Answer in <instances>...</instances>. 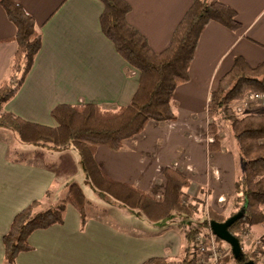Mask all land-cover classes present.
<instances>
[{
    "label": "crops",
    "instance_id": "0c3cea01",
    "mask_svg": "<svg viewBox=\"0 0 264 264\" xmlns=\"http://www.w3.org/2000/svg\"><path fill=\"white\" fill-rule=\"evenodd\" d=\"M1 1L0 84L10 75L18 49L14 40L17 29ZM6 1L31 15L42 34L41 51L18 94L6 105L7 112L29 123L55 128L52 113L60 105H96L113 111L131 103L140 76L103 34L100 18L104 6L100 1ZM125 1L132 8L128 22L156 53L169 47L194 2ZM218 1L237 12L242 29L233 32L218 23L206 28L190 67V81L174 95L177 120L151 121L141 135L126 141L121 151L100 146L94 159L114 182L133 186L157 200L166 189L164 171L171 168L190 181L187 193L200 213L199 208L206 204L218 217L229 219L237 210L235 187L244 164L225 120L221 149L210 150L208 105L212 92L237 58H243L251 68L264 63V0ZM231 107L238 116L264 114V106L248 98ZM18 143L16 134L0 129V264H7L4 239L21 212L35 204L44 206L59 187L66 188L61 202L69 185L81 186L80 178L91 183L76 150L28 146L32 152L26 156V148L17 147ZM59 156L66 160L63 164L57 161ZM60 202L54 200L47 207ZM91 208L87 207L84 222L82 213L68 204L62 223L32 232L29 249L20 252L14 264H145L153 259L178 262L183 258L185 240L175 224L147 221V231L139 232L121 228L91 213ZM248 234L254 245L259 241L264 245V225L249 229Z\"/></svg>",
    "mask_w": 264,
    "mask_h": 264
},
{
    "label": "trees",
    "instance_id": "16d2710c",
    "mask_svg": "<svg viewBox=\"0 0 264 264\" xmlns=\"http://www.w3.org/2000/svg\"><path fill=\"white\" fill-rule=\"evenodd\" d=\"M98 1L104 6L100 18L103 34L128 66L140 76L139 88L131 103L113 111L96 105H60L52 113L57 123L55 128L29 123L7 112L6 105L18 94L41 51L42 34L34 18L22 7L3 0L2 7L17 29L14 40L18 49L10 75L0 84V129L16 134L22 145L52 151L76 150L88 180L96 190L128 209L141 211L151 224L159 225L182 218L183 223L176 226L185 240L183 258L178 262L153 259L145 264H198L197 235L210 232L211 222L226 220L212 211L210 217L196 221L194 226L190 223L200 212L192 199L184 200L189 196L187 191L191 183L181 173L171 168L164 171L166 189L162 198L157 200L133 186L111 180L96 164L94 151L100 146L121 151L125 142L141 135L151 121H176L174 95L178 87L190 81V67L206 28L211 23H218L238 32L242 24L237 12L230 6L218 0H194L177 26L169 47L162 53H156L147 38L128 22V15L132 11L128 2ZM253 93L264 94V63L251 68L239 57L232 70L212 92L208 105V133L213 139L210 150L218 152L221 149L219 132L225 120L244 164L243 174L235 187V201L237 211L243 210L245 215L230 229L239 239L244 254L242 260H236L231 255L236 264L250 261L260 263L256 251L246 252L241 233L264 225V114L238 116L231 107ZM67 193L60 203L46 209H39L41 205L35 204L15 218L10 233L4 239L7 264H14L18 254L29 249L28 237L32 232L62 223L68 204L76 207L82 213L83 221H86L89 203L82 187L71 184Z\"/></svg>",
    "mask_w": 264,
    "mask_h": 264
},
{
    "label": "rangeland",
    "instance_id": "374dc122",
    "mask_svg": "<svg viewBox=\"0 0 264 264\" xmlns=\"http://www.w3.org/2000/svg\"><path fill=\"white\" fill-rule=\"evenodd\" d=\"M240 113L241 115L243 114L242 109L240 108ZM221 126H220V132L221 134L223 133V131H221ZM230 131V130H229ZM219 132V134H220ZM220 134V135H221ZM224 134V133H223ZM213 140L210 139V142H212ZM226 143H228V141H226ZM24 147L26 148V156H29L31 154V147L28 146H23L22 144L17 145V147ZM49 150V149H48ZM65 151V150H64ZM25 152V153H26ZM60 163H64L63 161H66L63 157L61 158V156L58 157V160ZM82 189L84 191V193L86 194L88 203H89V207L91 208V213L96 214L98 216H103L104 218H108L112 223H115L117 226L121 227V228H135L136 230H138L139 232H145L147 231V227L146 225L148 224L147 220H145V216L142 214L141 211L139 210H131L128 209L127 207H125L122 204H119L117 202H115L114 200H112L108 195L103 194L101 192H99L98 190H96L94 188V186L87 182V179H85V181H82V179H78ZM61 187H59L55 192H52V196L50 197V199L48 200L47 203L41 206H39V209H46L48 208V204L54 200H56V202H60L61 198H64L66 195V188L64 189H60ZM58 191V193H56ZM146 193V192H145ZM147 194V193H146ZM149 195V194H148ZM190 196V195H189ZM187 197L186 199H184L185 201H188L189 199H192L191 197ZM153 198V197H152ZM194 200V199H192ZM194 205H196V202L193 203ZM232 205H230L231 207ZM197 207V206H196ZM229 207V206H228ZM198 208V207H197ZM199 210L201 211L200 214L196 215L194 217L193 221H190V223L194 226L196 221H200L205 217H210V214L212 211L208 210V208L206 207V204H204L203 207H200ZM226 210V207H225ZM240 210V209H239ZM239 210H236V213L239 212ZM108 213V215L106 216L105 213ZM227 212V211H226ZM228 213V212H227ZM121 214L123 216H121ZM123 217L125 219H123ZM128 217H133V220H129ZM127 218V219H126ZM224 221L227 220L226 218H222ZM129 220V221H128ZM128 221V222H126ZM167 223L169 224H175V225H179V223H183L182 218H174L172 221H168ZM209 232L205 231L204 234H207ZM241 238L242 240H244V245H245V249L246 252H252V251H256V253L259 255L260 258V263L259 264H264V245L262 244L263 242L260 243V241L258 243H256L254 245V239L250 237V234H248L247 231H243L241 233ZM220 244V251H221V255L222 257V263L221 264H236V262L233 260V258L231 257L232 252H231V247L228 244L219 242ZM250 249L249 251V248Z\"/></svg>",
    "mask_w": 264,
    "mask_h": 264
},
{
    "label": "built area",
    "instance_id": "2783aa9c",
    "mask_svg": "<svg viewBox=\"0 0 264 264\" xmlns=\"http://www.w3.org/2000/svg\"><path fill=\"white\" fill-rule=\"evenodd\" d=\"M248 99L260 102L264 106V94L253 93ZM217 237L210 231L207 234H199L196 237L197 261L198 264H221L222 255Z\"/></svg>",
    "mask_w": 264,
    "mask_h": 264
},
{
    "label": "water",
    "instance_id": "95a60500",
    "mask_svg": "<svg viewBox=\"0 0 264 264\" xmlns=\"http://www.w3.org/2000/svg\"><path fill=\"white\" fill-rule=\"evenodd\" d=\"M245 213L243 210L239 211L234 216L227 219L225 222H211L210 228L213 234L222 242L228 244L231 247L232 254L236 260H242L244 257L241 243L238 238H236L230 229L239 222ZM245 264H255L253 261L247 262Z\"/></svg>",
    "mask_w": 264,
    "mask_h": 264
}]
</instances>
